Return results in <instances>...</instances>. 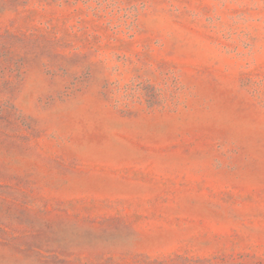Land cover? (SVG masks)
<instances>
[{
  "label": "rangeland",
  "instance_id": "374dc122",
  "mask_svg": "<svg viewBox=\"0 0 264 264\" xmlns=\"http://www.w3.org/2000/svg\"><path fill=\"white\" fill-rule=\"evenodd\" d=\"M0 264H264V0H0Z\"/></svg>",
  "mask_w": 264,
  "mask_h": 264
}]
</instances>
